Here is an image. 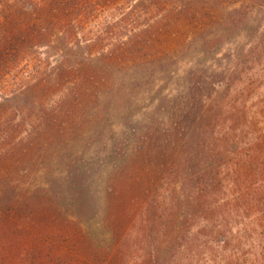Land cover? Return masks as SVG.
<instances>
[{
  "label": "trees",
  "instance_id": "1",
  "mask_svg": "<svg viewBox=\"0 0 264 264\" xmlns=\"http://www.w3.org/2000/svg\"><path fill=\"white\" fill-rule=\"evenodd\" d=\"M262 28L264 0H0V264H264ZM238 37L206 104L164 95Z\"/></svg>",
  "mask_w": 264,
  "mask_h": 264
},
{
  "label": "rangeland",
  "instance_id": "2",
  "mask_svg": "<svg viewBox=\"0 0 264 264\" xmlns=\"http://www.w3.org/2000/svg\"><path fill=\"white\" fill-rule=\"evenodd\" d=\"M259 24V21L255 20L250 24V29L253 31ZM264 28H262V31ZM264 32V31H263ZM194 32H192V29L189 25H183V28H180L176 33V38L174 40H171L169 43L168 50L173 52L175 50L182 51L183 48L181 46L186 42L187 38L192 35ZM264 37V34H261ZM260 38V36H259ZM255 43H253L251 46H249L243 38H236L232 40V43L229 44H222L218 49V54L210 55L207 59L199 60L197 58H190V56H187L186 54L181 57V61L178 65H174L172 70L169 72L172 75L171 80L168 81L165 80V82L160 81L159 86L164 91V95H167L168 97H182L186 93V83H185V77L186 75L193 76L194 82L198 84V88L200 90L199 97L203 101V103H207L210 94L212 93V85L213 83H216L218 81H223L224 77L228 75L233 67L235 66V60H237L243 53L250 49ZM241 53V54H240ZM239 54V55H238ZM198 72V73H196ZM192 84V82H191ZM151 107H148V105H145L139 113L136 112V119L137 121H141V119H144L147 115L151 114L152 112ZM118 122L115 120V118L110 117L108 119V122L106 124L107 127H110L113 129L114 132H116L115 136H120V132H122L121 128H118ZM158 125V132L160 131L163 133V135L167 134L170 131V123H168L165 118L159 117ZM106 145L108 148H110L113 145L112 142V135L107 131L103 137ZM101 137L98 138V143L102 139ZM131 145V143H129ZM101 149V148H100ZM99 151V150H98ZM123 151L126 154H129L131 152V149L124 148L121 146H116V153ZM92 153H95L93 150H91ZM106 151L104 148H102V151L98 152V158L95 159V163L99 161L101 164L102 162H107L108 165L112 166L116 159L108 157L106 155ZM97 174L95 175L96 180ZM148 176H143V179L147 178ZM95 183V182H94ZM96 186L94 187L95 195L98 198V201L102 199L103 196V187L100 183H96Z\"/></svg>",
  "mask_w": 264,
  "mask_h": 264
}]
</instances>
